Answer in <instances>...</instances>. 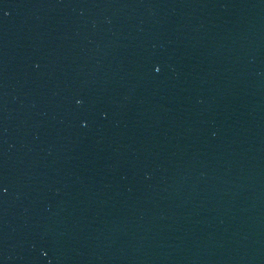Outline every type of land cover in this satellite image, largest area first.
I'll return each mask as SVG.
<instances>
[{
  "label": "water",
  "instance_id": "1",
  "mask_svg": "<svg viewBox=\"0 0 264 264\" xmlns=\"http://www.w3.org/2000/svg\"><path fill=\"white\" fill-rule=\"evenodd\" d=\"M0 264H264V0H0Z\"/></svg>",
  "mask_w": 264,
  "mask_h": 264
}]
</instances>
